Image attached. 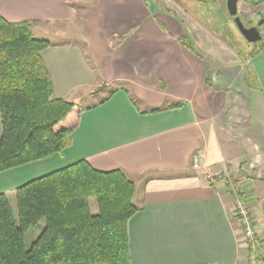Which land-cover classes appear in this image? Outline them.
<instances>
[{"label":"crops","instance_id":"1","mask_svg":"<svg viewBox=\"0 0 264 264\" xmlns=\"http://www.w3.org/2000/svg\"><path fill=\"white\" fill-rule=\"evenodd\" d=\"M197 1L217 12L222 4L0 0L1 18L30 21L36 37L54 43L40 52L52 98L83 109L61 153L0 173L13 211L17 187L85 160L134 184L129 264H249L258 246L253 264H264V53L252 54L253 45L242 54L193 12ZM239 1L244 21L262 14L260 0ZM72 3L84 6L83 19ZM77 22L80 42L56 40ZM236 199L249 210L251 244ZM89 209L97 213L93 198Z\"/></svg>","mask_w":264,"mask_h":264},{"label":"trees","instance_id":"2","mask_svg":"<svg viewBox=\"0 0 264 264\" xmlns=\"http://www.w3.org/2000/svg\"><path fill=\"white\" fill-rule=\"evenodd\" d=\"M78 18L83 19L80 11ZM181 42L190 48L187 37ZM53 45L33 34L32 22L0 17V173L59 154L70 144L83 109L52 98L40 52ZM254 46L252 54L264 53L263 38ZM133 193L123 171H98L85 160L17 187L15 211L0 193V264H129L127 224L138 211ZM39 228L27 248L26 234Z\"/></svg>","mask_w":264,"mask_h":264},{"label":"rangeland","instance_id":"3","mask_svg":"<svg viewBox=\"0 0 264 264\" xmlns=\"http://www.w3.org/2000/svg\"><path fill=\"white\" fill-rule=\"evenodd\" d=\"M222 3V2H220ZM240 1L238 2V6L240 5ZM195 8H198L196 10H193L195 14H198L199 18L202 19V22L204 24L208 25L210 28L216 30L221 37H223L226 40H229L231 45H233L236 49L240 50L242 54H245L249 49L253 47V43H248L239 33L238 29L236 28L234 24V18L231 17L228 14V11L226 9V4H220V11L217 12L215 10H212L213 4L211 3H199L197 1L195 4ZM211 5V8L208 6ZM215 9V7L213 8ZM199 10V11H198ZM264 12L262 11V17L264 18ZM261 15L258 14V16L252 20L250 23L244 21V19L240 18V14L238 13L237 16L242 21L243 25L245 27L250 26L252 24H255L259 21L258 17ZM258 19V20H257ZM64 29L67 31L65 34H61L56 40H62V41H81L82 38V26L78 22L70 27H64ZM33 32V29H32ZM263 35V32H262ZM113 40V39H112ZM115 48V47H114ZM85 50V49H84ZM84 54L86 58L91 61L89 55L84 51ZM116 86V85H113ZM107 91H103L102 95L106 94ZM94 101V99H89L88 101H82L80 104L85 105L90 102ZM38 230L34 232H28L26 234L25 238V246L28 248L32 240L36 237V233Z\"/></svg>","mask_w":264,"mask_h":264},{"label":"built area","instance_id":"4","mask_svg":"<svg viewBox=\"0 0 264 264\" xmlns=\"http://www.w3.org/2000/svg\"><path fill=\"white\" fill-rule=\"evenodd\" d=\"M260 3H261V11L264 12V0H260ZM192 161H193L192 166L196 168L198 165V159L194 157ZM208 179L214 183L218 179L222 180V177L220 176L217 179H214L213 177L208 176ZM233 212L242 229L243 239L245 243L251 244L253 241L254 232H253L252 220L249 216L248 208L240 200L236 199L235 202L233 203ZM248 262L249 264H253L254 262L253 252H251Z\"/></svg>","mask_w":264,"mask_h":264},{"label":"water","instance_id":"5","mask_svg":"<svg viewBox=\"0 0 264 264\" xmlns=\"http://www.w3.org/2000/svg\"><path fill=\"white\" fill-rule=\"evenodd\" d=\"M239 0H225L226 9L228 14L234 18V24L238 29L241 36L248 42V43H257L262 39V36L259 32L258 27L263 24V20H259L254 26L245 27L237 16V2Z\"/></svg>","mask_w":264,"mask_h":264},{"label":"flooded vegetation","instance_id":"6","mask_svg":"<svg viewBox=\"0 0 264 264\" xmlns=\"http://www.w3.org/2000/svg\"><path fill=\"white\" fill-rule=\"evenodd\" d=\"M256 24V23H255ZM255 24H252V25H250V26H247V27H251V26H254ZM260 28V26L258 27V29Z\"/></svg>","mask_w":264,"mask_h":264}]
</instances>
